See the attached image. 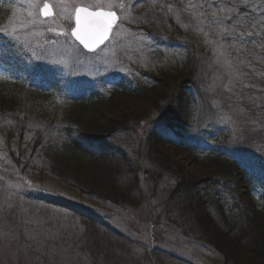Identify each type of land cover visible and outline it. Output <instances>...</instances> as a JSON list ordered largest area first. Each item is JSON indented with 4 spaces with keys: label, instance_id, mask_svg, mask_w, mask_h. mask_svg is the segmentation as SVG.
I'll return each instance as SVG.
<instances>
[{
    "label": "rangeland",
    "instance_id": "1",
    "mask_svg": "<svg viewBox=\"0 0 264 264\" xmlns=\"http://www.w3.org/2000/svg\"><path fill=\"white\" fill-rule=\"evenodd\" d=\"M126 2L133 3V0ZM195 3L198 0L182 3L181 0H157L155 14L148 9L150 5L136 11L134 6L133 17L136 12L154 16L159 24L156 35L123 21L122 28L114 31L111 41L98 53L79 55L81 49L70 35L57 38L54 45L46 43L53 38V34L46 31L49 25H28L30 17L22 0H0V29L15 28L29 43L27 48L8 47L15 55L0 63V77H4L0 82L24 81L31 75L33 86H41L49 92L47 87L54 80L62 79L63 92L79 97L93 86L112 88L122 81L153 84V75L158 71L180 68L192 61V83L185 85L191 96L190 100L186 96L188 103L184 109L189 117L183 114L189 126L182 133L183 140L202 153L219 152L236 160L253 177L254 194L261 196L264 194V91L243 89L255 97L250 100L238 98L235 90H227L230 77L218 61L214 45L206 43L205 36L194 30L193 13L199 11L191 7ZM168 5L174 10L187 9L182 12L180 22L174 12L168 11ZM68 7L71 10L73 6ZM55 12L58 14L60 9L55 8ZM58 23L70 31L68 21L58 20ZM0 36L7 39L3 32ZM144 36L150 37L151 42H141ZM207 39L215 37L209 34ZM33 51L36 58L32 57ZM36 66L50 71L38 76L31 71ZM253 66L258 87H264V64L254 61ZM10 86L16 85H7ZM54 94L62 104L64 98ZM30 99L33 102V98ZM123 104L135 115L141 112L145 115L150 110L148 106H134L133 102L123 100ZM38 105L48 104L39 102ZM181 108L179 103H174L164 114L171 116L172 109L175 112ZM51 109L46 112L37 106L34 114L43 117ZM146 118L110 139L126 172L131 177L136 175L140 197V202L134 206H119L84 194L48 172L32 147L35 127L41 124H31L27 133L11 134L8 128L14 118L0 116V264H91L81 249L82 213L96 218L121 242L128 240L125 249L145 264H229L214 249L185 234V219L178 211L181 196L172 194L177 186L176 177L160 168L149 148L151 134L171 140L181 138L170 131L157 114L149 113ZM42 131L46 138L51 136V129L43 127ZM169 159H174L171 161L189 174H200L193 160L185 155H172ZM237 181L233 178L228 186L222 184L202 190L204 197L209 195L222 203L228 216L239 215L243 210L249 213L243 195L245 190L237 187ZM210 207L219 219L216 206L210 204Z\"/></svg>",
    "mask_w": 264,
    "mask_h": 264
},
{
    "label": "trees",
    "instance_id": "2",
    "mask_svg": "<svg viewBox=\"0 0 264 264\" xmlns=\"http://www.w3.org/2000/svg\"><path fill=\"white\" fill-rule=\"evenodd\" d=\"M143 5L147 8L150 3L143 0L141 5L135 6V11ZM148 9L155 14L157 8L153 10L149 6ZM134 17L137 22L131 23L133 28L146 29L156 35L158 22L154 16L151 18L148 14L136 12ZM14 55L12 49L4 47L0 52V63L4 64ZM193 72L192 61L186 62L180 68L158 71L153 75V84L140 82L130 86L121 83L114 88L93 86L89 93L79 97L63 92L65 83L62 79L54 80L47 87L50 91L45 92L43 87L33 86V78L29 75L24 81L0 82V116L14 118L8 128L11 134L27 133L31 124H41L39 128L35 127L32 147L51 175L84 194L98 196L119 206H134L140 202L136 175L131 177L126 172L127 168L110 145V139L130 130L134 124L148 118L149 113L157 114L160 121L181 138L169 140L151 134L149 148L160 168L176 177L177 186L172 194L181 196L178 211L185 219V234L214 249L226 263L264 264V194H254L253 177L237 161L221 153H202L183 140L182 133L189 126L185 120L189 115L184 109L187 97L189 100L191 97L185 85L186 82L192 83ZM8 84L16 86L8 88ZM54 93L64 98L62 104L57 102ZM123 100L140 108L148 106L147 116L142 112L135 115ZM39 102L48 105H38ZM174 103H179L182 108L175 112L172 109L171 116L165 115L164 112ZM37 106L46 112L51 108L55 110L51 109V114L48 112L40 117L34 114ZM43 127L51 129V136L46 138ZM172 155H185L193 160L200 174L183 170L172 162L174 159H169ZM233 178L238 180L237 187L245 190L243 195L250 214L243 210L239 215L228 216L222 203L212 200L209 195L204 197L205 189L222 184L228 186ZM210 204L216 206L219 219ZM81 217L84 230L81 249L91 264H145L125 249L128 240L116 239L109 234L108 228L90 215L82 213Z\"/></svg>",
    "mask_w": 264,
    "mask_h": 264
},
{
    "label": "snow or ice",
    "instance_id": "3",
    "mask_svg": "<svg viewBox=\"0 0 264 264\" xmlns=\"http://www.w3.org/2000/svg\"><path fill=\"white\" fill-rule=\"evenodd\" d=\"M26 5L28 25L33 27L49 25L46 31L53 34V38L46 43L56 44L59 37H74L89 51H95L105 44L114 33L122 28L123 21L137 22L132 15V8L142 4L143 0H22ZM183 0H181V3ZM73 7L69 10L68 5ZM157 0H150V6L155 9ZM191 7L199 11L193 13L196 18L194 30L202 33L206 43L214 45L218 61L227 69L229 85L227 90L236 91L238 98L247 97L254 100L255 97L243 89H256L264 91V87H258L254 75L256 72L253 62L264 64V0H198ZM59 8L60 12H54ZM119 10V14L118 11ZM163 10V6H161ZM187 9L174 10L168 5V11L174 12L177 22H180L181 14ZM147 19V17H145ZM58 20L68 21V29ZM74 20L75 26H72ZM55 25V26H53ZM207 29V31L205 30ZM7 39L0 36V52L4 47L18 45L27 48L29 43L17 34L15 28L11 31L0 29ZM209 34L215 39H207ZM141 42H151L148 36L141 37ZM11 42V43H10ZM35 57V52H32ZM247 68L249 71H244ZM38 76L50 69L40 66L32 68ZM4 78V77H0Z\"/></svg>",
    "mask_w": 264,
    "mask_h": 264
},
{
    "label": "water",
    "instance_id": "4",
    "mask_svg": "<svg viewBox=\"0 0 264 264\" xmlns=\"http://www.w3.org/2000/svg\"><path fill=\"white\" fill-rule=\"evenodd\" d=\"M79 42V41H78ZM107 41H105V43H106ZM80 43V42H79ZM83 48H84V46L82 45V44H80ZM104 45V44H103ZM103 45H101L100 47H102ZM99 47V48H100ZM99 48H97L95 51H97ZM87 52H90V53H93V52H95V51H89L88 49H86V48H84Z\"/></svg>",
    "mask_w": 264,
    "mask_h": 264
}]
</instances>
